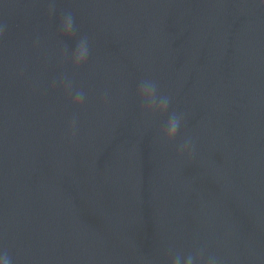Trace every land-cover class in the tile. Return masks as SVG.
<instances>
[{"label":"water","instance_id":"obj_1","mask_svg":"<svg viewBox=\"0 0 264 264\" xmlns=\"http://www.w3.org/2000/svg\"><path fill=\"white\" fill-rule=\"evenodd\" d=\"M52 2L0 0V251L13 264H170L200 249L264 264V0H54L50 16ZM144 79L172 98L167 113L142 110ZM172 112L184 120L165 143Z\"/></svg>","mask_w":264,"mask_h":264},{"label":"clouds","instance_id":"obj_2","mask_svg":"<svg viewBox=\"0 0 264 264\" xmlns=\"http://www.w3.org/2000/svg\"><path fill=\"white\" fill-rule=\"evenodd\" d=\"M264 7V4L261 5ZM55 13V3L54 0L49 4V15ZM60 31L65 36H71L74 32V17L72 13H67L63 16L60 23ZM3 33L0 32V37ZM67 52V49H65ZM89 57V46L87 37H82L76 44L75 51L72 53V63L74 68H79L87 62ZM61 87L67 92L71 97L72 104L79 107L82 106L86 94L82 90H74L72 81L67 78H62L60 81ZM137 95L141 104V108L144 112L149 114H165L171 104L172 98L169 95L160 94L159 84L153 79H144L140 82ZM184 120L183 113L172 112L168 115V119L165 127L162 130V139L165 143H172L175 141L182 122ZM76 132V117L74 116L70 125L69 133L72 137L75 136ZM195 145L193 144L191 138H185L184 141L178 147V154L180 156H191L194 154ZM205 250L200 249L194 254H189L186 257L181 254H175L170 264H223V261L215 256L209 255L207 259H204ZM0 264H13L12 257L9 255L8 251L5 249L0 251Z\"/></svg>","mask_w":264,"mask_h":264}]
</instances>
